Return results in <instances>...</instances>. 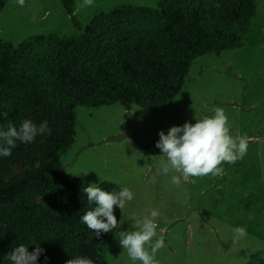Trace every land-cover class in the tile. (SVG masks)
I'll list each match as a JSON object with an SVG mask.
<instances>
[{"label":"trees","instance_id":"1","mask_svg":"<svg viewBox=\"0 0 264 264\" xmlns=\"http://www.w3.org/2000/svg\"><path fill=\"white\" fill-rule=\"evenodd\" d=\"M7 1L0 0V11ZM59 1L78 34L33 35L18 45L0 39V113H8L0 115V126L48 119L53 130L45 149L35 141L18 143L11 156L0 157V164L36 163L0 179V214L15 228H0V264H10L7 254L20 244L32 251L34 241L45 249L37 264L76 257L109 264L115 230L96 237L81 222L95 203H88L61 163L74 143V109L119 104L160 113L183 88L194 59L242 47L258 6V0H158L154 8L120 3L82 27L73 0ZM98 186L119 191L111 182ZM32 193L50 205L35 204ZM113 214L119 222L118 206Z\"/></svg>","mask_w":264,"mask_h":264},{"label":"rangeland","instance_id":"2","mask_svg":"<svg viewBox=\"0 0 264 264\" xmlns=\"http://www.w3.org/2000/svg\"><path fill=\"white\" fill-rule=\"evenodd\" d=\"M80 2L73 0L74 13L85 27L93 15L120 3L154 8L158 0H94V7L77 11ZM50 33H79L59 0H25L24 6L8 0L0 11L3 41L18 45L30 36ZM216 108L227 115L229 134L247 139L246 155L235 164L222 163L221 176L190 177L174 185L171 176L176 173L159 170L165 158L155 146L158 132L167 134L171 126L186 121L194 124ZM74 112V143L61 155L66 177L81 189L89 182H111L119 190L129 188L134 197L120 210L106 253L109 264H141L130 260L114 234L134 230L136 220L150 217L153 209L160 213L157 237L163 235L166 245L156 253V264H264V0H258L242 47L194 59L183 88L160 113L136 105L127 110L119 104L78 106ZM32 121L48 122L34 140L45 149L52 122ZM35 165L20 159L0 164V179ZM29 199L50 205L36 193ZM238 226L246 229L245 237L234 235ZM0 228L15 230L2 213Z\"/></svg>","mask_w":264,"mask_h":264},{"label":"clouds","instance_id":"3","mask_svg":"<svg viewBox=\"0 0 264 264\" xmlns=\"http://www.w3.org/2000/svg\"><path fill=\"white\" fill-rule=\"evenodd\" d=\"M17 3L24 6L25 0H17ZM92 7L94 0H81L76 5V10L84 11ZM0 115L7 117L8 113L3 112ZM47 126V121L36 125L30 119L22 120L18 127L12 121L0 126V157L11 156L18 143H33ZM158 135L160 138L155 142V146L161 149L160 156L165 158L161 160L159 170L164 175L170 172L178 174L171 176V182L177 186L182 180L188 181L190 177L221 176L224 173V169L220 167L222 163L235 164L243 159L248 150L245 137L234 138L229 134L228 117L221 108H216L212 116L196 120L194 124L186 121L183 125L171 126L167 134L160 130ZM83 174L86 175L87 172ZM82 192L86 194L88 203H95V207L81 215L80 220L96 237L118 228V220L113 214L114 206L122 210L126 203L134 198L132 191L127 187L118 192H109L98 184L90 182L82 188ZM159 215L160 213L153 209L150 217L136 220L133 225L134 230L115 232L114 238H118L120 246L126 250L131 261L156 264L154 259L156 253L166 247L164 236L157 237L156 218ZM233 232L237 238L247 235L244 227L238 226ZM153 237H157L154 243ZM31 244L35 245L32 251H29L28 245L24 244L13 248L7 254L10 264H37L45 249L38 241ZM66 264H93V262L88 257H76Z\"/></svg>","mask_w":264,"mask_h":264},{"label":"crops","instance_id":"4","mask_svg":"<svg viewBox=\"0 0 264 264\" xmlns=\"http://www.w3.org/2000/svg\"><path fill=\"white\" fill-rule=\"evenodd\" d=\"M252 107H254V106H252Z\"/></svg>","mask_w":264,"mask_h":264}]
</instances>
